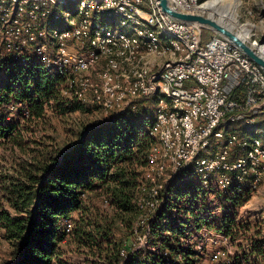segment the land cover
I'll use <instances>...</instances> for the list:
<instances>
[{
    "label": "built area",
    "instance_id": "1",
    "mask_svg": "<svg viewBox=\"0 0 264 264\" xmlns=\"http://www.w3.org/2000/svg\"><path fill=\"white\" fill-rule=\"evenodd\" d=\"M204 2L167 0L186 13H204ZM201 28L170 18L157 0H0V87L18 88L33 66L58 80L64 101L106 116L157 97L143 117L154 142L140 167L124 260L139 253L142 262L262 264L264 244L240 240L242 219L228 201L241 199L240 208L264 183V126L253 135L229 129L264 115V73ZM10 99L7 115H28L27 101Z\"/></svg>",
    "mask_w": 264,
    "mask_h": 264
},
{
    "label": "trees",
    "instance_id": "2",
    "mask_svg": "<svg viewBox=\"0 0 264 264\" xmlns=\"http://www.w3.org/2000/svg\"><path fill=\"white\" fill-rule=\"evenodd\" d=\"M57 81L29 66L18 88L0 87V235L10 248L0 264H167L119 254L139 213L133 198L154 142L143 117L157 97L91 126L73 119L60 135L53 117H45L46 106L61 123L69 113L99 108L64 101ZM10 98L27 101L28 115L21 108L7 115ZM263 126L264 115L229 129L253 135ZM240 204L241 199L228 201L233 213ZM66 222L72 225L68 232ZM257 249L264 260V247Z\"/></svg>",
    "mask_w": 264,
    "mask_h": 264
},
{
    "label": "rangeland",
    "instance_id": "3",
    "mask_svg": "<svg viewBox=\"0 0 264 264\" xmlns=\"http://www.w3.org/2000/svg\"><path fill=\"white\" fill-rule=\"evenodd\" d=\"M201 6L206 8L205 14L221 20L224 24L237 29L246 39L250 36V28L257 29L258 34L263 33L264 38V0H203ZM236 22V24L233 23ZM202 37L208 39L214 34L212 30L202 27ZM264 50V48H263ZM64 99V98H62ZM45 117H53V125L57 127V133L63 134V129L72 127L73 119L82 121L86 126L106 121L108 116L103 114L99 109L86 112H73L61 123L56 120L59 117L54 109L45 107ZM48 134L56 136L50 130ZM37 136V135H36ZM3 150L0 147V153ZM238 214L242 220H238L236 232L244 237H248L252 242L259 240L264 244V183L243 203L240 208L236 209L234 216ZM1 233V232H0ZM9 245L0 235V261L8 259ZM262 264L264 260L262 257ZM224 264V263H221Z\"/></svg>",
    "mask_w": 264,
    "mask_h": 264
},
{
    "label": "water",
    "instance_id": "4",
    "mask_svg": "<svg viewBox=\"0 0 264 264\" xmlns=\"http://www.w3.org/2000/svg\"><path fill=\"white\" fill-rule=\"evenodd\" d=\"M157 5L164 14L172 19L197 24L224 37L253 63L258 65L264 73V55L258 50L257 46L251 44L248 39L241 37L234 27H230L221 20L201 12L186 13L177 11L168 5L167 0H157ZM262 43H264V38L258 41V44Z\"/></svg>",
    "mask_w": 264,
    "mask_h": 264
},
{
    "label": "crops",
    "instance_id": "5",
    "mask_svg": "<svg viewBox=\"0 0 264 264\" xmlns=\"http://www.w3.org/2000/svg\"><path fill=\"white\" fill-rule=\"evenodd\" d=\"M262 38H263V33L258 34L256 28L255 29H253V27L250 28V36L248 37V39L259 41Z\"/></svg>",
    "mask_w": 264,
    "mask_h": 264
},
{
    "label": "bare ground",
    "instance_id": "6",
    "mask_svg": "<svg viewBox=\"0 0 264 264\" xmlns=\"http://www.w3.org/2000/svg\"><path fill=\"white\" fill-rule=\"evenodd\" d=\"M200 7H201V9H203V10H207L206 8H204V7H202V6H200ZM221 22H222V21H221ZM233 23L236 24V22H234V21H233ZM230 27H231V26H230ZM238 34H239L241 37L245 38V37L242 36L239 32H238ZM258 48H259V50L261 51V53L264 55V50H263L264 46H258Z\"/></svg>",
    "mask_w": 264,
    "mask_h": 264
}]
</instances>
